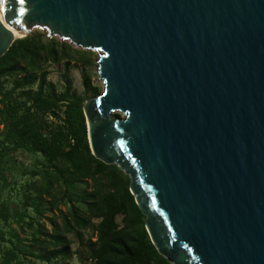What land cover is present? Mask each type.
I'll return each mask as SVG.
<instances>
[{
  "label": "water",
  "instance_id": "obj_1",
  "mask_svg": "<svg viewBox=\"0 0 264 264\" xmlns=\"http://www.w3.org/2000/svg\"><path fill=\"white\" fill-rule=\"evenodd\" d=\"M36 29L99 52L90 147L160 253L264 264V0H0V57Z\"/></svg>",
  "mask_w": 264,
  "mask_h": 264
},
{
  "label": "trees",
  "instance_id": "obj_2",
  "mask_svg": "<svg viewBox=\"0 0 264 264\" xmlns=\"http://www.w3.org/2000/svg\"><path fill=\"white\" fill-rule=\"evenodd\" d=\"M76 52L36 31L0 57V264H33L30 257L64 264L74 255L83 264H173L151 240L130 176L92 153L84 104L100 89L90 75L83 91L74 87L68 71ZM63 61L59 89L47 64ZM19 151L37 158L18 168ZM17 176L26 178L19 186L24 200L12 207Z\"/></svg>",
  "mask_w": 264,
  "mask_h": 264
},
{
  "label": "rangeland",
  "instance_id": "obj_3",
  "mask_svg": "<svg viewBox=\"0 0 264 264\" xmlns=\"http://www.w3.org/2000/svg\"><path fill=\"white\" fill-rule=\"evenodd\" d=\"M36 31H41L46 33L45 31L40 29H36L33 32ZM54 38H56L59 41H63L58 37H54ZM64 42H68V41H64ZM72 46L78 50V52L74 53V59L72 60L71 63L72 65L70 66V69L68 71V76L73 81L74 87L79 91H83L84 90L83 81L87 75H90L93 85L98 86L100 89L99 92L101 93L104 86L101 80L99 79V75L97 72V66H98L97 59L99 57V52L76 47L74 44H72ZM65 68H66L65 61L59 64H47V69L50 71L48 79L54 83H57L59 89L63 86V80L61 76L64 72H66ZM1 129L2 126L0 125V130ZM36 158H37L36 155L25 151H19L15 154V161L18 168L24 165L31 166ZM6 172L8 173L7 175L9 179L13 180V176L11 175V172L8 171ZM15 178L16 180H18L19 183L18 185L13 184L14 189L12 190V207H17L18 205L21 204L22 200H24V194L21 190H19V186H20V182H24L26 178L20 179L19 176ZM0 180H1L0 184H3V180L2 179ZM4 195L7 196L8 194L4 193ZM0 207H1V201H0ZM62 207L65 209V206ZM50 214L52 213L48 212L46 216H49ZM121 218H122L121 216L118 217L119 222H121ZM41 221L45 223L46 227L51 228V224L48 220V217L42 218ZM0 224L1 225L3 224L1 218H0ZM13 227L19 229L17 224H14ZM77 247H78V243L75 242L72 245V248L73 250H75ZM1 255L2 252L0 251V259H1ZM30 258L32 259L33 264H46L32 257ZM64 264H83V263L80 262L77 255H74L71 260L64 262Z\"/></svg>",
  "mask_w": 264,
  "mask_h": 264
}]
</instances>
